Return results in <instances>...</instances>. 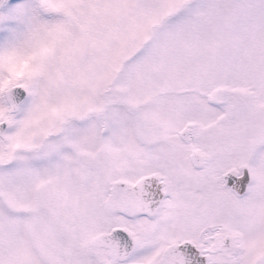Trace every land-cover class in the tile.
Returning <instances> with one entry per match:
<instances>
[{
    "label": "rangeland",
    "instance_id": "374dc122",
    "mask_svg": "<svg viewBox=\"0 0 264 264\" xmlns=\"http://www.w3.org/2000/svg\"><path fill=\"white\" fill-rule=\"evenodd\" d=\"M1 31L0 120L2 106L8 112L7 86L22 84L29 94L23 111L9 118L12 143L0 137V264H52L50 242L75 232L49 219L37 222V212L57 211L44 202L47 193H38L58 170L46 156L57 142L37 153L16 146L34 147L46 133L61 130L63 138L99 158L95 134L103 117L89 109L108 105L102 92L107 86L112 91L106 97L131 101L112 100L106 112L109 149L137 143L134 131H148V109L177 127L173 122L185 118L215 119L203 131L215 133L219 147L243 148L240 161L256 147L254 189L239 208L228 203L232 223L244 234L233 248L244 243L245 249L227 251L232 262L222 260L264 264V0H19L7 8ZM152 90L163 92L150 98ZM73 114L79 120L66 123ZM220 115L229 119L216 121ZM169 146L177 150L181 144L171 139ZM222 205L196 221L223 217ZM162 229L170 238L176 234L171 223ZM142 257L149 259L150 250Z\"/></svg>",
    "mask_w": 264,
    "mask_h": 264
},
{
    "label": "flooded vegetation",
    "instance_id": "af4514ba",
    "mask_svg": "<svg viewBox=\"0 0 264 264\" xmlns=\"http://www.w3.org/2000/svg\"><path fill=\"white\" fill-rule=\"evenodd\" d=\"M18 1L0 0V40L7 8ZM48 7L43 4V8L49 12L57 10L56 6ZM105 91L111 92L112 87L107 86L102 91L108 105L89 109L103 117V129L95 134L101 149L99 158L74 145L72 140L63 138L61 130L46 133L34 147L16 146L18 150L37 153L44 150L50 141H56L55 145H58L57 149H51V154L46 155L52 162L51 168L57 167L58 170L56 173L53 170V176L38 189L42 197L47 193L44 202L52 206L55 204L57 211L37 212V222L49 219L53 226L66 224L75 232H70L66 239L57 236L56 242H50L53 262L67 264L65 260L68 258V264L232 262L229 255L245 249V245L243 243L240 249L233 248L236 240L244 242V234L239 225L232 223V206L228 203L235 201L239 208L238 204L253 191L258 180L256 147L247 153L246 160L240 161L238 155L245 151L243 148L222 147L221 144L219 147L217 135L203 131L205 122L212 126L215 119L185 118L173 122L180 124L177 127L169 124L168 119L164 121L161 117L163 114L148 109V131L135 130L133 134L138 146L131 143L130 147L109 149L105 138L109 133L106 112L112 100L125 105L127 102L131 104V101L119 99L117 95L115 99H110ZM157 91L163 92L152 90L149 97L156 98ZM14 93L9 97L3 96L8 112L5 114V106H2L4 112L0 122L23 111L22 106L28 96L22 100L16 99ZM206 100L216 101H210L212 99L208 95ZM12 105L15 106L13 111L10 109ZM72 117L75 114L65 122L76 119ZM218 119L219 122H226L229 118L220 115L216 121ZM171 139L179 140L181 147L177 150L171 148ZM6 142L12 143V139ZM60 145H63L61 149ZM222 154L224 159L219 158ZM219 161L223 162L222 165ZM250 171L253 173L252 180ZM219 186L222 188L220 192L217 190ZM212 190L213 198L209 197ZM218 203L226 204L224 209V205L220 207L223 217L196 221L201 213L205 214ZM95 223L100 228L92 229ZM165 223H171L174 227V237L164 235L162 227ZM83 237L87 239L81 242ZM149 250L150 258L142 257ZM227 251L231 253L228 255ZM221 256L224 258L219 260Z\"/></svg>",
    "mask_w": 264,
    "mask_h": 264
},
{
    "label": "water",
    "instance_id": "95a60500",
    "mask_svg": "<svg viewBox=\"0 0 264 264\" xmlns=\"http://www.w3.org/2000/svg\"><path fill=\"white\" fill-rule=\"evenodd\" d=\"M14 92L17 93V98H16V99H18V98L21 99V98H23L24 95H25V89L23 88L22 85H15V86H13V87L7 89L6 92H5V94L7 95V97H9V96H11ZM10 109H11V110H14V109H15V106L12 105ZM8 122H9V121H8L7 119H5L4 122L2 121V122L0 123V135H1L3 138L6 137V136L4 135V131H5L6 127H7V125H8ZM115 193H116V191H114V194H115Z\"/></svg>",
    "mask_w": 264,
    "mask_h": 264
}]
</instances>
